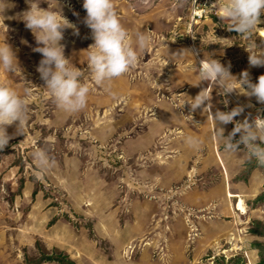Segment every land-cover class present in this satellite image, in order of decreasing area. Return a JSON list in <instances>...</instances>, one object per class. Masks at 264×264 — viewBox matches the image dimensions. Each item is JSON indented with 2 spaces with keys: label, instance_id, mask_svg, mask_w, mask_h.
Masks as SVG:
<instances>
[{
  "label": "crops",
  "instance_id": "crops-1",
  "mask_svg": "<svg viewBox=\"0 0 264 264\" xmlns=\"http://www.w3.org/2000/svg\"><path fill=\"white\" fill-rule=\"evenodd\" d=\"M61 5L65 6L62 1ZM172 5L169 12L153 9L151 14L140 8L138 16L131 19L115 7L121 25L128 27L130 34L144 32L149 36L146 49L138 52L137 64L127 73L103 86L90 84L82 110L66 113L56 107L63 126L60 140L53 139L52 134L46 139L53 156L50 165L57 174L40 169L45 180L36 181L40 187L59 190L75 216L89 219L92 237L88 230L61 217L48 226L59 214L58 208L40 190L34 197L22 194L28 202L23 225L0 227V251L5 250L8 241L13 243L18 238L13 236L16 230L23 235L21 245L33 248L37 239L46 250L64 251L75 264H116L114 258L109 260L100 251L97 238L109 242L113 256L121 258L123 264H162L151 258L169 256L168 252L173 257L175 252L184 257L185 251L189 255V250L208 246L210 239H199L201 234L212 232L211 226L222 227V218L231 223L233 216H242L240 205L247 211L244 203L264 191L260 166L247 172L245 154L223 150V142L213 136L211 122L200 108L190 111L187 103L181 107L208 84L199 83L192 70V65L198 67L205 55L200 57L197 51L193 57L187 53L179 55L188 51L185 43L160 44L162 27L170 35L169 29L177 25L178 9L175 3ZM26 7L25 2L5 0V28L0 26V39L6 35L21 69L15 73L0 71V84L21 95L25 88L31 90L35 86L34 75L42 58L32 51L37 45L31 32L16 19ZM40 7L46 8L47 4L41 3ZM68 21L78 26L76 19ZM67 37L70 34H63L60 41L64 51L69 52L64 55L75 67L85 69L82 81L87 82L86 53L80 42ZM237 71L241 72L242 67ZM216 90L211 92L212 112L227 111L225 100L215 99ZM245 116L251 121L248 114ZM245 116L241 113L234 120L242 122ZM223 127L226 136L232 127L230 123ZM7 129L10 134L16 132L15 124ZM22 129L27 130L28 125ZM186 137L199 139V147H190ZM237 138L238 134L234 140ZM100 152H105V156ZM28 186L29 182H25V188ZM186 210L190 217L207 221L192 231L196 238L193 235L190 242L184 240L178 222L166 221L169 216L172 218L170 212L176 216L177 211Z\"/></svg>",
  "mask_w": 264,
  "mask_h": 264
},
{
  "label": "rangeland",
  "instance_id": "rangeland-1",
  "mask_svg": "<svg viewBox=\"0 0 264 264\" xmlns=\"http://www.w3.org/2000/svg\"><path fill=\"white\" fill-rule=\"evenodd\" d=\"M18 1L24 2V0ZM61 1L65 5L64 7L61 5V8L66 9L64 17L67 20L76 19L78 23L76 28L79 33L78 35H73L72 29H65L63 34H70V37H67L68 39L71 41L75 39L80 42L81 45L79 44V46H82L84 51L92 43V39L90 30L83 23L86 13L82 8V0H60V3ZM113 3L116 9H120L118 13L120 11L125 18L128 16L127 18L129 19L138 16L136 13L142 8H144V10L142 9L143 13L148 11V14H151L152 11L150 10L153 9H163L162 11L169 12L170 6L175 3L179 14L177 16V25L169 29L172 31L170 35L162 27L164 34L160 40L161 45L168 44L170 41L175 46H177L176 44L185 43L188 51L192 53L197 51L199 55L201 54L200 57L202 55H210L222 65L227 66L230 74L234 76L239 77L240 72L237 70L242 67V71L249 73V77L253 83H255L259 75L264 74V67H250L248 65V53L243 48L246 47L244 38L239 37L234 31L228 30L229 22L219 19L220 13L215 11V9H211L206 19L197 24L190 25L188 23L190 0H113ZM77 4L79 5L76 6ZM80 6L81 9L78 8ZM259 19L261 20V24L258 27L264 29V14H261ZM124 28L127 29L128 27ZM130 28L132 29V27ZM187 31H189L188 34L186 33ZM181 35H184V40H180L179 36ZM262 41H264V30L257 33L255 42L258 46L264 47ZM13 42L17 43L15 40ZM64 53L68 54L69 52L64 51ZM38 74L34 75L37 80H35V86L31 88V95L29 97L31 98L29 100L31 106H27L28 121L26 120L24 125L27 124L28 129H22L21 134H10V130L6 129L12 138L9 140L8 145L3 150H0V227L15 228L16 226L23 225L28 202L23 200L22 194L26 196L32 194L31 196L34 197L41 190L47 197L52 199L51 204L58 208L59 213L49 221L48 226L61 217L63 221L69 222L77 228L82 227L88 230L87 234L92 237L91 221L75 216L71 211L69 202L64 199L59 190L52 186L40 187L36 181V179L45 180V176L33 162V151L36 148L43 149L47 153L49 161H52V151L47 147L49 145H47L48 140L46 138L52 134L53 139L60 140L61 129L63 128L58 121L60 116L59 111L56 109L57 106L46 90L42 88L44 86L43 81L37 78ZM214 93L217 94L218 90ZM212 99L213 97L211 98V102L214 103ZM215 99L221 102L224 99L227 111H230L232 107H241L243 109L241 113L244 116L245 113L248 114L250 119H253L258 114L264 116V104H258L255 98L245 97L233 92L227 95L217 94ZM86 120L85 123L88 122ZM230 126L233 127V124L230 123ZM100 155L105 156V152H100ZM246 161L247 172H249L250 168L257 166L254 160L246 158ZM50 163L44 169H46V172H52L53 175L57 174V171L54 170L53 165H50ZM259 168L261 172H264V167L260 166ZM25 182H29L28 188H25ZM245 207L247 211L242 208V216H233L234 218L231 219V223H227L228 219L222 218V227L217 228L216 226L212 228L211 225L213 224H210L213 231L205 232L199 237V239H210L208 246L202 249L200 247L195 250H189V255L185 251L184 257L178 255L177 252H175L176 256L173 257L174 254L172 255L168 252L171 256L156 257L155 259L151 258V260L154 263L162 264H264V191L254 198L247 200L244 203ZM16 213L18 216L15 215ZM170 213L172 218L169 216L166 221L178 222L179 226H177L181 227L184 240L186 238L187 242L194 239L193 235L196 238V233L194 234L192 231L201 228L207 222L201 218L190 217V213L187 210L184 213L177 211L176 216L174 213ZM13 234H15L13 235L14 239L16 236L18 238L13 240V243H9L10 241H8L5 250L0 251V264H34L41 253L50 254L57 250L55 248L46 250L37 239L32 246L33 248H27L20 244L23 240L21 238L23 235L16 230ZM7 235H9L8 232L6 233ZM159 240L161 239L159 238ZM96 241L100 251L109 260L114 258L113 260H115L116 264H123L121 258L113 256L114 251L109 242L103 241L100 238H97ZM187 242L185 243L187 244ZM62 252L65 253L64 251ZM159 259L160 262H158Z\"/></svg>",
  "mask_w": 264,
  "mask_h": 264
},
{
  "label": "clouds",
  "instance_id": "clouds-1",
  "mask_svg": "<svg viewBox=\"0 0 264 264\" xmlns=\"http://www.w3.org/2000/svg\"><path fill=\"white\" fill-rule=\"evenodd\" d=\"M26 9L16 19L34 37L36 47L32 51L39 53L41 59L36 67L43 89L53 99L57 108L73 113L82 110L87 103L90 84L103 86L114 78L127 73L138 62V52L146 49L149 36L144 32L130 34L120 22L113 0H82V8L86 15L84 25L90 30L92 43L82 52L86 53V70L88 81H82L85 69H78L70 58L64 55V46L60 43L65 29H72L78 35L77 28L62 14L60 0H24ZM46 3V8L40 4ZM215 11L220 13L219 19L229 21L228 30L234 31L244 38L250 67H264V47L256 44L257 33L264 30L259 17L264 14V0H215ZM5 0H0V26L5 28L3 15ZM264 44V41H262ZM193 53L185 50L179 55ZM178 55V56H179ZM19 62L16 53L7 43V37L0 39V71L15 73ZM192 70L199 83L207 82L208 87L202 89L194 98H187L190 111L200 108L207 115L212 125V133L223 142V150L227 153L243 152L249 160L264 167V116L259 114L251 121L245 118L242 122L234 121L241 114V107L230 111L212 112L211 92L213 88L218 94L227 95L233 92L245 97L255 98L258 104H264V74L259 75L253 83L247 71H241L239 77L230 74L229 68L217 59L205 55L199 66L192 65ZM198 83V84H199ZM31 90L24 89L23 95L15 89L0 84V150L8 145L12 138L7 127L15 124V134H21L27 120V105ZM233 124L231 131L224 135V125ZM238 134V138L234 140ZM185 142L193 148L200 145L199 139L186 137ZM243 146L242 148L240 146ZM33 162L39 169L46 168L50 161L47 153L36 148L32 153Z\"/></svg>",
  "mask_w": 264,
  "mask_h": 264
},
{
  "label": "built area",
  "instance_id": "built-area-1",
  "mask_svg": "<svg viewBox=\"0 0 264 264\" xmlns=\"http://www.w3.org/2000/svg\"><path fill=\"white\" fill-rule=\"evenodd\" d=\"M215 0H190V12L188 23L190 25L197 24L206 19L214 9ZM189 25V24H188ZM187 34L189 31L186 32ZM180 40H184V35L179 36Z\"/></svg>",
  "mask_w": 264,
  "mask_h": 264
},
{
  "label": "trees",
  "instance_id": "trees-1",
  "mask_svg": "<svg viewBox=\"0 0 264 264\" xmlns=\"http://www.w3.org/2000/svg\"><path fill=\"white\" fill-rule=\"evenodd\" d=\"M44 262H55L58 264H75L65 253L60 250H55L53 253H41L34 264H41Z\"/></svg>",
  "mask_w": 264,
  "mask_h": 264
},
{
  "label": "bare ground",
  "instance_id": "bare-ground-1",
  "mask_svg": "<svg viewBox=\"0 0 264 264\" xmlns=\"http://www.w3.org/2000/svg\"><path fill=\"white\" fill-rule=\"evenodd\" d=\"M262 37H263V35H262ZM239 205H240V203H239ZM239 208V207H238ZM240 209H242V206L240 205Z\"/></svg>",
  "mask_w": 264,
  "mask_h": 264
}]
</instances>
